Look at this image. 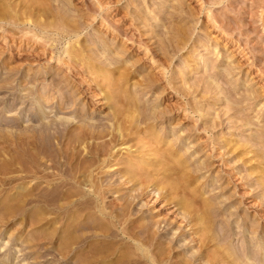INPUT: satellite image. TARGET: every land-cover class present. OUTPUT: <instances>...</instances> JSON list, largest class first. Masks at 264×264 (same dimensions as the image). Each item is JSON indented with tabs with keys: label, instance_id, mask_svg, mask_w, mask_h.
I'll return each instance as SVG.
<instances>
[{
	"label": "rangeland",
	"instance_id": "374dc122",
	"mask_svg": "<svg viewBox=\"0 0 264 264\" xmlns=\"http://www.w3.org/2000/svg\"><path fill=\"white\" fill-rule=\"evenodd\" d=\"M34 1L0 0V264H236L263 242L264 0ZM150 136L182 165L135 153ZM131 150L153 184L122 177ZM206 200L228 239L202 246Z\"/></svg>",
	"mask_w": 264,
	"mask_h": 264
},
{
	"label": "bare ground",
	"instance_id": "6f19581e",
	"mask_svg": "<svg viewBox=\"0 0 264 264\" xmlns=\"http://www.w3.org/2000/svg\"><path fill=\"white\" fill-rule=\"evenodd\" d=\"M34 1V0H33ZM35 2V1H34ZM37 3V2H36ZM37 4H39V1H38V3ZM24 5V4H23ZM27 5V4H26ZM32 5V4H31ZM36 6V5H35ZM2 9V8H1ZM15 10V9H14ZM23 10V9H22ZM20 13V12H19ZM27 14V13H26ZM29 14H31V11H30V13ZM24 15V14H23ZM21 18V17H20ZM15 19V18H14ZM1 20V19H0ZM34 23V22H33ZM44 23V22H43ZM10 24V23H9ZM35 24V23H34ZM46 24V23H45ZM3 25V24H2ZM9 31V30H8ZM74 31V30H73ZM177 31V30H176ZM184 32V31H183ZM157 34V33H156ZM184 34V33H183ZM69 35H73V36H79V34L77 33V32H72V34H69ZM158 35V34H157ZM160 35V34H159ZM4 36V35H3ZM6 37H10V36H6ZM70 38H72V37H70ZM172 39V38H171ZM164 41V40H163ZM169 41V40H168ZM76 42V41H75ZM71 43V42H70ZM171 43V42H170ZM176 44V43H175ZM70 45V44H69ZM68 45V46H69ZM12 47V46H11ZM174 48V47H173ZM78 49V48H77ZM81 49V48H80ZM84 49V48H83ZM176 49V48H175ZM73 50L75 51V49L73 48ZM71 51V50H70ZM83 51V50H82ZM77 52H79V50L77 51ZM86 52V51H85ZM85 52H83L84 54H85ZM65 54H67L68 55V58H69V60L71 61V62H73L72 64L74 65V69H79V70H87L88 68H90L91 67V65H93V59L91 58L90 60H89V64L88 65H85V62L84 63H77V62H79L80 60L78 59V56H79V54H77L76 52H69L67 49H66V51H65ZM81 56V55H80ZM79 56V57H80ZM87 56V55H86ZM107 56V55H106ZM169 57V56H168ZM82 58V57H81ZM86 58V57H85ZM165 58V57H164ZM84 59V58H83ZM95 61V60H94ZM167 62H169V61H167ZM95 63V62H94ZM155 63V62H154ZM164 63H166V62H164ZM164 63H162V64H164ZM111 64V63H110ZM161 64V65H162ZM84 66H86V67H84ZM167 66V65H166ZM168 67V66H167ZM168 68H166L164 65H162L161 66V70L163 71V74L162 75H164L165 74V72H166V70H167ZM102 72H103V74L104 75H108L109 73L107 72V71H104V70H102ZM185 72V71H184ZM187 72V71H186ZM162 73V72H161ZM167 73V72H166ZM189 73V72H188ZM120 74V73H119ZM122 76V75H121ZM161 76V75H160ZM104 77V76H103ZM155 77V76H154ZM153 77V78H154ZM173 77V76H172ZM107 78V77H106ZM144 78V77H143ZM156 78V77H155ZM203 79V78H202ZM148 80V79H147ZM113 81V80H112ZM112 81H110L109 82V85H113V82ZM144 81V80H143ZM152 81H154V80H152ZM152 81H148L147 82V86H150L149 84H151V82ZM202 81V80H201ZM116 82V81H115ZM119 82V81H118ZM185 82H186V80H185ZM143 83V82H142ZM154 83H156V82H154ZM152 84H153V82H152ZM206 84V83H205ZM198 85V84H197ZM204 85V84H203ZM206 85H208V84H206ZM205 86V85H204ZM112 87V86H111ZM118 87V86H117ZM116 87V88H117ZM151 87V86H150ZM113 88V87H112ZM119 88V87H118ZM147 88V87H146ZM174 88V87H173ZM189 89V88H188ZM206 89V88H205ZM211 89V88H210ZM174 90V89H173ZM176 90V89H175ZM197 90V89H196ZM216 90V89H215ZM222 90V89H221ZM220 90V91H221ZM119 91H121V90H119ZM183 91H184V89H183ZM183 91H180L181 93H180V95L181 94H183V95H185V94H188V93H185V92H183ZM185 91H187L186 89H185ZM246 91V90H245ZM250 91V90H249ZM252 91V90H251ZM116 92V91H115ZM114 92V93H115ZM179 91H176V93H178ZM248 92V91H247ZM106 93V92H105ZM120 93V92H119ZM119 93H118V95H119ZM121 94V93H120ZM253 95V94H252ZM112 97V96H111ZM110 98V97H109ZM126 104V103H125ZM125 104H124V107H125ZM121 105V104H120ZM130 105V104H129ZM128 105V106H129ZM117 106V105H116ZM198 106V105H197ZM119 107V106H118ZM127 107V106H126ZM231 107V106H230ZM123 108V107H122ZM129 108V107H128ZM137 108V107H136ZM130 109V108H129ZM138 109V108H137ZM199 109V108H198ZM117 110H118V108H117ZM127 110V109H126ZM136 110V109H135ZM156 110V109H155ZM197 110V109H196ZM203 110V109H202ZM134 111V110H133ZM126 112V111H125ZM137 112V111H136ZM135 112V113H136ZM139 112V111H138ZM137 112V113H138ZM142 112V111H141ZM203 112V111H202ZM201 112V113H202ZM209 112V111H208ZM131 113V112H130ZM136 113V114H137ZM148 113V112H147ZM146 113V114H147ZM140 114V113H139ZM142 114V113H141ZM140 114V115H141ZM152 114V113H151ZM149 114L150 116H147L146 117V119L147 120H156V117L157 116H155L156 114H158L157 112H156V114L154 115V114ZM205 114V113H204ZM118 115V114H117ZM126 116V115H125ZM131 116V115H130ZM139 116V115H138ZM160 116V115H159ZM137 117V116H136ZM202 117V116H201ZM121 118V117H120ZM122 118H124V117H122ZM203 118V117H202ZM130 119V118H129ZM133 120V119H132ZM143 120V119H142ZM135 121V120H134ZM137 122V121H136ZM135 122V123H136ZM139 122V121H138ZM214 122V121H213ZM132 123V122H131ZM209 123H211V121L209 122ZM208 123V124H209ZM207 124V125H208ZM215 124L216 123H214L213 125L215 126ZM246 124H248L247 122H246ZM120 125L121 124H119L118 125V132L119 131H121L122 129H123V127L122 128H120ZM146 125V124H145ZM203 125V124H202ZM206 125V124H205ZM206 125V126H207ZM245 125V124H244ZM250 125V124H249ZM114 126V125H113ZM143 126V125H142ZM210 127H211V125H210ZM216 127V126H215ZM130 128V127H129ZM128 128V129H129ZM204 128V127H203ZM207 128H209V127H207ZM207 128H204L205 129V131L206 130H208ZM121 129V130H120ZM125 129H127V128H125ZM125 129H123L122 130V132L125 130ZM127 129V130H128ZM153 128L151 127V125L149 124L146 128L144 127L143 128V131L142 132H144V133H147V132H150V130H152ZM203 129V130H204ZM210 129V128H209ZM132 130V129H131ZM131 130H129V131H131ZM117 131V130H116ZM141 131V130H140ZM139 131V132H140ZM154 131V130H153ZM172 131V130H171ZM135 132V131H134ZM138 132V131H137ZM133 133V132H132ZM259 133V132H258ZM118 134V133H117ZM123 134V133H122ZM121 134V135H122ZM129 134V133H128ZM139 134V133H138ZM121 135H119L120 137H121ZM123 136H124V134H123ZM135 136V135H134ZM253 136V135H252ZM115 137V136H114ZM128 137V136H127ZM151 137V136H150ZM156 137H158V136H156ZM258 137V136H257ZM146 137H144L143 139H145ZM142 139V138H141ZM128 140V139H127ZM130 140V139H129ZM130 142V141H129ZM127 143V142H126ZM124 143L123 142V145L121 144V146H124L125 148H130V145H129V143ZM141 143V142H140ZM147 143V145L145 146L147 149H145L146 151L145 152H142L141 150L140 151H135V153H141L142 155H141V158L143 157H150V156H147V155H152V153H155V154H159V157H160V159H161V161H163L164 159L166 160V161H171L172 162V160H174V161H176V162H172L171 164H174L175 165V168H176V166H178V165H182V163L178 160L177 161V159H175V158H180V154H179V152L177 151H172L171 150V148H168V149H163L162 150V148H160L159 147V145L162 143L161 142V139H156L154 136H152L151 137V139L149 140L148 139V142H146ZM261 143V142H260ZM172 144V143H171ZM233 144V142L230 140H228V142H227V145L228 146H230L229 148H231L230 150H229V152H231L232 154L233 153H236V152H238V153H236V155L237 156H239L240 158L242 157V155H244L245 153H242V152H239L238 151V148H242V147H244V148H246V146L245 145H241L240 147L238 146V148H237V146L236 145H238V143H235V145H232ZM134 145V144H133ZM165 146V145H164ZM224 147V149L225 148H227V146H223ZM223 147H221L222 149H223ZM166 148H167V146H166ZM220 148V147H219ZM243 148V149H244ZM122 149V148H121ZM248 149V148H247ZM219 150V149H218ZM163 151V152H162ZM221 153V152H220ZM219 153V155H221ZM113 154V153H112ZM245 156V155H244ZM116 157H117V155H116ZM139 156H137L136 154H134V152L131 150V151H129V154H128V156H127V158L126 157H122V156H120L119 157V154H118V158H119V160L121 161V165L123 166V170H122V172H124L123 174V178H124V176H126L127 174L129 175V177H128V175H127V177L129 178V180H130V182L131 181H134L135 180V182L136 181H138V182H140L141 183V185H142V180H144L145 182H147L148 181V183H150L151 181L152 182H154L155 180L153 179L152 180V176H154L152 173H142V174H140V173H138V171L140 170V169H138V165L140 164V162L141 161H138L137 160V158H138ZM235 158H236V156H234ZM258 157H262V153L260 152V154L258 155ZM264 157V156H263ZM262 157V158H263ZM178 158V159H179ZM234 159V158H233ZM232 159V160H233ZM237 159H239V158H237ZM264 159V158H263ZM165 161V162H166ZM229 161V160H228ZM224 162V161H223ZM141 163H143L144 164V162H141ZM164 163V162H163ZM228 163V162H227ZM168 164H170V163H168ZM229 164V163H228ZM120 165V164H119ZM159 165V164H158ZM184 165V164H183ZM260 165H262V166H264V162H262V164H260ZM260 165H258L259 167H256L258 170L260 169V174H261V176H263L264 175V167H260ZM159 166H161V165H159ZM171 166V165H170ZM169 166V167H170ZM137 167V168H136ZM168 167V168H169ZM174 167V166H173ZM250 167V166H249ZM135 168H136V170H135ZM162 168V167H161ZM179 168V167H178ZM117 169V168H116ZM137 169H138V171H137ZM163 169V168H162ZM166 169V168H165ZM174 169V168H173ZM192 169V168H191ZM251 169V171H249L250 173L251 172H253L255 169H254V166L253 167H250L249 168V170ZM159 169H157V166H155L154 168H153V170L152 171H154L155 173H156V176H157V173L159 174V171H158ZM169 171H171L170 169H169ZM175 171V170H174ZM183 172V176L184 175H187V174H185V172H184V170L182 171ZM255 172H256V170H255ZM248 173V172H247ZM165 174V173H164ZM257 174V173H256ZM170 175V174H169ZM164 176V175H163ZM168 176V175H167ZM252 176V175H251ZM166 177V176H165ZM171 177V176H170ZM170 177H167V178H169L170 179ZM179 177H180V175H179ZM188 177V176H187ZM234 177V176H233ZM260 177V176H259ZM258 177V178H259ZM264 177V176H263ZM163 178V177H162ZM173 178V177H172ZM246 178V177H245ZM233 179V178H232ZM128 180V179H127ZM129 180H128V182H129ZM246 180V179H245ZM169 181V180H168ZM262 181H264V180H262ZM144 182V183H145ZM151 182V184H153ZM164 182V181H163ZM167 182V181H166ZM178 182L180 183V181L178 180ZM257 182H260V180L258 181L257 180ZM173 183V182H172ZM175 183V182H174ZM164 184V183H163ZM181 184V183H180ZM246 184H248V182L246 181ZM258 184V183H257ZM140 185V184H139ZM138 185V186H139ZM260 185H261V187L263 188V192L262 193H264V182H261L260 183ZM147 186V185H146ZM155 186V185H154ZM159 186V185H158ZM142 187V186H141ZM144 187V186H143ZM187 187V186H186ZM252 187V186H251ZM183 188V187H182ZM189 189V188H188ZM218 189V188H217ZM220 189V188H219ZM261 189V188H260ZM155 190H156V188H155ZM152 191H153V189H152ZM151 191V192H152ZM172 191H173V189H172ZM215 191V190H214ZM157 192V191H156ZM154 193H155V191H154ZM159 193V192H158ZM158 193H157V195H158ZM245 193V192H244ZM163 194V193H162ZM260 194V193H259ZM170 195V194H169ZM194 195V194H193ZM163 196H165L164 194H163ZM260 196V195H259ZM158 197V196H157ZM194 197V196H193ZM159 198V197H158ZM187 198V197H186ZM258 198V197H257ZM164 199V198H163ZM261 199V198H260ZM187 200V199H186ZM185 201V200H184ZM184 201H183V203H184ZM190 201V200H189ZM261 201V200H260ZM262 204H264V195H263V200H262ZM182 203V202H181ZM186 203V202H185ZM193 203H194V200H193ZM209 203H210V201H204V204L200 207V208H198V209H194V215L192 216V217H194L196 220L195 221H203V223L206 225L205 227L203 226L202 228L200 227V232H202L200 235H201V240H203V242H201V243H203L202 244V246H205V244H207L208 242L207 241H209V242H212L213 240L216 242V241H218V240H220L222 237L223 238H227V237H224V236H220L221 238H217V236H215V237H212V238H210L209 236H208V233L211 231V229L210 228H212L213 226H212V223H213V220H214V217H212V215H211V209H210V205H209ZM190 204V203H189ZM189 204L187 203L186 205L188 206V207H190V208H192L193 209V207H194V205L192 206V203L190 204V206H189ZM202 204V203H201ZM257 204V203H256ZM180 205V204H179ZM199 205V204H198ZM197 206V205H196ZM187 207V208H188ZM198 207V206H197ZM186 208V207H185ZM196 208V207H195ZM212 208V207H211ZM213 209V208H212ZM189 210V209H188ZM237 210V209H236ZM236 210H235V212H236ZM191 212V211H190ZM228 212H229V210H228ZM234 211L232 212H229L228 214H226L227 212H225V211H223L222 210V212L221 213H219V212H215V210L213 211V214H215L216 213V216L215 217H219L220 215H225L228 219L230 218H232V217H235V216H237L236 215V213H235ZM191 213H193V212H191ZM186 214V213H185ZM190 214V213H189ZM264 215V214H263ZM221 217V216H220ZM222 219V218H221ZM194 220V219H193ZM264 222V221H263ZM196 223H198V222H196ZM253 223V222H252ZM202 224V223H201ZM203 224V225H204ZM214 224V223H213ZM254 224V223H253ZM263 224V223H262ZM252 225V224H251ZM212 226V227H211ZM263 226H264V224H263ZM263 226L262 225H260V226H258V227H262L263 228ZM216 227V226H215ZM254 228H255V226H253ZM204 228V229H203ZM241 228V227H240ZM217 229V228H216ZM250 229V228H249ZM253 229V228H252ZM257 229H259V228H257ZM215 230V229H214ZM219 230V229H218ZM244 230V229H243ZM264 230V229H263ZM217 231V230H216ZM220 231V230H219ZM218 231V232H219ZM234 231V229L231 231V232H233ZM199 232V233H200ZM225 232L227 233L226 234V236L228 235V232H230V231H224V234H225ZM254 232H257L256 230H254ZM221 234V233H220ZM219 235V234H218ZM222 235V234H221ZM230 236V235H229ZM228 236V237H229ZM200 237V236H199ZM260 237V236H259ZM255 238V237H253V238H251V240H250V242H248V244L247 245H249L250 246V243H251V245L252 246H250V248H248L247 247V249H245V250H247V251H243V253H239V250H231V249H229V251H224V253H221L222 255H224L225 257H227L228 259H229V261H233V263H234V261H236V264H239V263H237V262H239L240 261V259H241V257H244V258H248L249 260L251 259V260H254V261H262V263H263V261H264V255H262V254H257L256 253V251H257V247H259V246H262L263 247V253H264V241L263 242H261L260 240H261V238ZM249 238V237H248ZM208 239V240H207ZM228 239V238H227ZM224 240V239H223ZM213 241V242H214ZM219 242V241H218ZM221 242V241H220ZM219 242V243H220ZM226 242H227V240H226ZM229 242V241H228ZM227 242V243H228ZM230 243V242H229ZM218 246V245H217ZM228 246H230V245H228ZM222 247V246H221ZM231 247V246H230ZM252 247H254V249L256 250H254V251H249V249L251 250V248ZM257 248V249H256ZM215 249V248H214ZM220 249V248H219ZM253 249V248H252ZM213 253V252H212ZM261 253V252H260ZM220 254V253H219ZM215 255V254H214ZM213 255V256H214ZM206 257V256H205ZM220 257V256H219ZM224 257V258H225ZM216 258H217V256H216ZM221 258H223V257H221ZM221 258H219V259H221ZM223 258V259H224ZM227 259V260H228ZM243 259V258H242ZM247 259V260H248ZM223 261V260H222ZM220 262H221V260H220ZM242 263H244V262H242ZM261 263V264H262ZM223 264V263H222ZM247 264V263H246ZM250 264V263H249ZM264 264V263H263Z\"/></svg>",
	"mask_w": 264,
	"mask_h": 264
}]
</instances>
